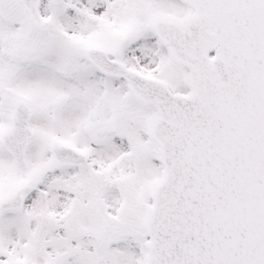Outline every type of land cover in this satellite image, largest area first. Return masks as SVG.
Instances as JSON below:
<instances>
[{
    "label": "snow or ice",
    "instance_id": "snow-or-ice-1",
    "mask_svg": "<svg viewBox=\"0 0 264 264\" xmlns=\"http://www.w3.org/2000/svg\"><path fill=\"white\" fill-rule=\"evenodd\" d=\"M0 264H264V0H0Z\"/></svg>",
    "mask_w": 264,
    "mask_h": 264
}]
</instances>
